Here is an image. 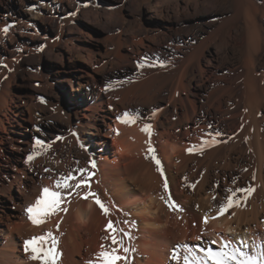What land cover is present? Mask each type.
Returning <instances> with one entry per match:
<instances>
[{"label": "bare ground", "instance_id": "bare-ground-1", "mask_svg": "<svg viewBox=\"0 0 264 264\" xmlns=\"http://www.w3.org/2000/svg\"><path fill=\"white\" fill-rule=\"evenodd\" d=\"M258 22L244 1L238 0L233 22L220 30L219 37L222 43L230 42L234 27H241L247 51L232 65L219 60V51L208 54L211 37L194 36L170 56L151 64L139 62L119 72L111 85L93 87L80 96L74 106L76 119L68 122L56 157L51 158L50 152L45 155L60 167L59 175H45L36 182L39 171L29 173L27 162L15 166L10 186L18 183L20 195L15 211L0 215V264H38L25 253L24 241L48 230L59 238V264H88L95 261L102 244H110L103 239L109 235L105 231L109 220L131 233V241L124 238L125 245L135 249L131 264H178L171 259L178 245H188L200 254L199 248L219 249L224 243L244 252V258L264 264V55ZM4 29L6 23L0 21V40ZM125 112L140 119L131 125L121 123L118 117ZM146 123L152 125L151 145L163 176L149 152V137L141 131ZM211 139L218 142L205 145ZM194 146L203 151L190 153ZM77 169L94 173L90 191L110 215L94 198L84 199L89 189L82 186L63 190L66 203L61 207L67 212L34 226L25 209L44 187L55 190L62 176L81 177ZM165 176L171 199L183 211L161 199H167ZM31 183L33 189L26 190L25 184ZM5 186L0 183V192ZM248 186L255 191L246 206L212 219L228 195L226 189ZM180 255L179 264H183V249Z\"/></svg>", "mask_w": 264, "mask_h": 264}, {"label": "rangeland", "instance_id": "rangeland-1", "mask_svg": "<svg viewBox=\"0 0 264 264\" xmlns=\"http://www.w3.org/2000/svg\"><path fill=\"white\" fill-rule=\"evenodd\" d=\"M243 1L260 22L264 55V0ZM237 2L0 0L7 29L0 40V183L6 185L0 215L17 207L18 183L10 186L16 165L27 162L29 173L39 171L36 182L59 175L60 167L45 155L56 157L68 122L76 119L75 104L93 87L111 85L139 62L170 56L194 36L211 37L208 54L219 51L227 65L241 60L247 51L241 27H234L232 41L219 38L233 22ZM37 140L50 147L38 150ZM33 186L25 184L28 191Z\"/></svg>", "mask_w": 264, "mask_h": 264}, {"label": "snow or ice", "instance_id": "snow-or-ice-1", "mask_svg": "<svg viewBox=\"0 0 264 264\" xmlns=\"http://www.w3.org/2000/svg\"><path fill=\"white\" fill-rule=\"evenodd\" d=\"M6 32L7 29H4ZM143 67V65H141ZM155 111L153 116H155ZM121 123L131 125L140 119L138 114H131L128 112L123 113L118 117ZM149 137L147 141L149 145V152L152 153V159L155 160V163L158 166V170L163 176V167L161 161L155 156V149L151 145V136H152V125L150 123L144 124L141 129ZM119 134V133H118ZM219 135V133H217ZM218 141L211 139L205 141V145H213ZM37 149H42L44 147H50L44 145V142L41 140L36 141ZM194 150L203 151V148H193L188 149L191 153ZM39 154V151L34 152L28 157V160L31 161ZM92 167L95 168V162H92ZM80 172L81 177L73 176L72 173L62 176L55 182V190L44 187L42 189L41 195L38 199L26 209V215L29 221L34 226H40L47 223L48 219L52 216L57 215L59 212H67V208L61 207L62 204L66 203L63 190L64 189H75L79 190L82 186L89 189L85 194L84 199L89 197L94 198L95 203L100 207L105 215H110L109 208L100 200L99 196L90 191V178L94 175L93 172L88 171V169H77ZM87 173V175H85ZM255 178V177H253ZM75 180L76 183L73 184L71 181ZM194 188L195 185H192ZM163 188L167 193V199L164 196H161V199L165 201L170 208L174 210L183 211L178 204L171 199V193L169 191V185L167 177H164ZM228 195L225 199L219 204L217 209V216L212 217L216 219L219 216L224 215L228 212L229 209L246 206V201L254 193L255 188L252 186L225 190ZM71 194V192L69 193ZM215 199V198H214ZM209 217L205 215L204 223L207 224ZM119 222L108 221L105 226V231L109 233L108 236L104 237L105 241H110V244H102L101 251L96 254L95 261H89L88 264H131L130 254L135 251L131 245H125L124 238L127 237L129 241L133 239L130 232L124 231L123 228L118 227ZM123 223L127 224V221ZM134 227V225H133ZM56 231H59V223L56 224ZM199 239V238H198ZM212 243H216L213 241ZM183 249V264H258L257 260L252 257L244 258L246 254L239 251L236 248H231L229 243L222 244L219 249H214L212 247L208 248H199L197 250L193 249L188 245H178L176 249L173 250L171 254V259L177 261L181 260L180 251ZM24 251L29 254V259L32 261L38 262V264H59L62 253L59 250V238L53 233L52 230H48L39 236H33L24 241ZM123 253L121 255L120 253Z\"/></svg>", "mask_w": 264, "mask_h": 264}]
</instances>
